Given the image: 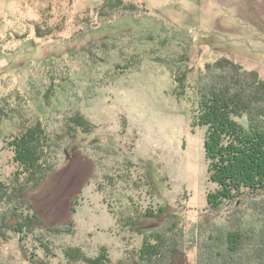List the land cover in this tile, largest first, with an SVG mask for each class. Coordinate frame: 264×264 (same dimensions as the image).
I'll list each match as a JSON object with an SVG mask.
<instances>
[{"label":"rangeland","instance_id":"rangeland-1","mask_svg":"<svg viewBox=\"0 0 264 264\" xmlns=\"http://www.w3.org/2000/svg\"><path fill=\"white\" fill-rule=\"evenodd\" d=\"M105 1L0 0V264H83L67 248L125 264L166 227L182 236L174 264H196L205 226L258 215L208 210L195 117L207 65L228 59L264 81V0H121L134 11L104 20ZM170 69L186 74L181 93ZM37 125L51 173L32 189L10 143ZM15 216H33L21 235Z\"/></svg>","mask_w":264,"mask_h":264},{"label":"trees","instance_id":"trees-1","mask_svg":"<svg viewBox=\"0 0 264 264\" xmlns=\"http://www.w3.org/2000/svg\"><path fill=\"white\" fill-rule=\"evenodd\" d=\"M133 9L134 6L124 5L121 0H106L97 15L107 20L114 11L124 15ZM150 39L153 38L148 37ZM170 70L174 89L181 93L186 74L176 71L178 69ZM204 75L208 80L203 91L199 92L195 123L206 130L204 155L208 164L207 174L209 182L216 187L206 197L208 210L213 214L221 207L233 204L237 210L242 205L246 210L256 209L258 215L251 214L248 222L233 217L234 220L229 219L221 226H205L207 230L199 232L202 238L196 264H264V81L224 58L207 65ZM180 93L176 94L181 96ZM242 117L246 119V127L237 122ZM72 121L79 127L84 124L79 117ZM13 137L10 143L12 160L30 175V181L35 179L34 186L30 185L35 189L51 173L49 164L40 154V151L44 153V148L39 149L48 143L44 130L37 125ZM38 143L42 146L37 148ZM157 213H162V210ZM147 214L150 218L156 215ZM30 217L19 220L15 216L13 232L24 233L25 226L28 227L26 223L33 219ZM36 222L38 225L37 219ZM54 233L58 235L63 231L56 229ZM176 234L170 227L150 232L143 237L138 250L131 252L125 264H174L176 255L181 252L182 236ZM102 255L93 261L86 259L77 248L63 251L65 261L70 263L108 264L109 259ZM75 256L79 260H75Z\"/></svg>","mask_w":264,"mask_h":264}]
</instances>
